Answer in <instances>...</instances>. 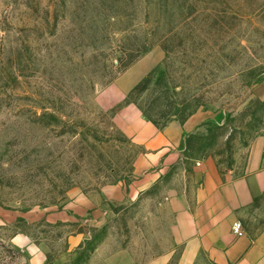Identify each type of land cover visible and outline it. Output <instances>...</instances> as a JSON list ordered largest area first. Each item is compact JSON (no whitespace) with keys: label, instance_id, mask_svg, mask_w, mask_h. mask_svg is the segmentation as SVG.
<instances>
[{"label":"rangeland","instance_id":"374dc122","mask_svg":"<svg viewBox=\"0 0 264 264\" xmlns=\"http://www.w3.org/2000/svg\"><path fill=\"white\" fill-rule=\"evenodd\" d=\"M172 31L193 37L191 55L178 51L174 65L181 82L205 94L198 111L213 117L191 134L205 138L184 147V165L138 200L102 204L105 186L132 182L145 151L114 122L125 101L106 110L100 95L122 75L118 87L131 93L166 59L157 43ZM145 41L152 49L121 74L118 60L129 61ZM256 99L264 101V0H0V264H30L12 242L24 232L55 257L66 228L15 219L39 208L60 212L81 195L107 214L70 229L90 237L70 264H90L105 242L110 251L129 250L138 264L169 253L176 264L181 250L167 198L184 189V169L200 180L205 169L197 163L206 159L223 182L245 172L249 145L264 135V108H252L253 120L241 117ZM241 221L254 235L264 228V195Z\"/></svg>","mask_w":264,"mask_h":264},{"label":"crops","instance_id":"0c3cea01","mask_svg":"<svg viewBox=\"0 0 264 264\" xmlns=\"http://www.w3.org/2000/svg\"><path fill=\"white\" fill-rule=\"evenodd\" d=\"M122 77L102 91L100 102L104 109L112 110L130 94V89L122 91L118 87ZM212 117V113L198 111L185 123L174 120L159 129L144 117L138 105L132 103L120 108L114 115L115 124L145 152L135 162L132 182L105 186L100 202L136 201L164 181L175 168L184 165L186 137ZM248 148L245 172L226 182L221 181L218 168L210 159L197 163L200 171L205 169L200 180L199 172L190 176L187 169L183 170L184 189L167 198L174 247L181 250L176 264H264V228L255 235L245 228L240 233L234 230V225L242 222V213L264 195V135H258ZM190 177L193 181L188 186ZM106 214L100 203L85 195L67 203L60 212L50 214L39 208L20 214L15 220L37 225L45 222L68 230L65 238L56 240L63 247L53 258H50L53 248L36 242L26 232L16 234L12 242L29 255L30 264H70L90 239L88 233L70 229L81 221H98ZM109 245L105 242L96 248L90 264H138L129 250L110 251ZM173 256V253L165 254L145 264H171Z\"/></svg>","mask_w":264,"mask_h":264},{"label":"trees","instance_id":"16d2710c","mask_svg":"<svg viewBox=\"0 0 264 264\" xmlns=\"http://www.w3.org/2000/svg\"><path fill=\"white\" fill-rule=\"evenodd\" d=\"M187 35V38H184L180 36V33L178 34L177 31H174L169 37H161V43L157 44H159L165 51L166 59L161 66L156 68L140 84H138L125 100V104L133 103L138 105L144 117L159 129L166 128L174 120H179L180 122L185 123L191 116L198 112L200 108L206 107V104L203 102L205 94L193 93L192 88L189 87L187 82H181L180 78L183 76H179L174 65V60L177 59L176 54L178 51L182 50L186 57H189L193 52L191 49L193 44V39L191 38L193 37L191 34ZM188 43L190 44L189 49L186 48ZM153 45V41H145V43L137 50L136 54H129V61L123 62V59L118 60V65L121 67V74L147 54L152 49ZM190 77L191 75L186 79L190 80ZM252 108H264V101H261L260 99L251 101L249 107L241 114V117H245L249 114L253 120L255 111ZM226 120L227 124L233 122L234 119H232L230 115ZM204 127L210 128L211 125L208 123L204 125ZM221 129H225V125L222 126ZM232 130L233 132L237 131L236 128ZM213 131L214 129H208L207 135H210ZM231 135L228 140H230ZM204 138L203 135H191L184 142V147L186 149H191L196 146V139L202 140ZM95 248H97V246H95Z\"/></svg>","mask_w":264,"mask_h":264},{"label":"built area","instance_id":"2783aa9c","mask_svg":"<svg viewBox=\"0 0 264 264\" xmlns=\"http://www.w3.org/2000/svg\"><path fill=\"white\" fill-rule=\"evenodd\" d=\"M242 224L241 223H236L235 225H234V230H235V232H237V233H240L241 231H242Z\"/></svg>","mask_w":264,"mask_h":264}]
</instances>
